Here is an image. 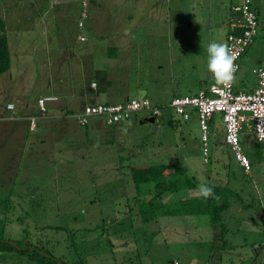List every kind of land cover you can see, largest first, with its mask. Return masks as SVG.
<instances>
[{"label": "rangeland", "instance_id": "obj_1", "mask_svg": "<svg viewBox=\"0 0 264 264\" xmlns=\"http://www.w3.org/2000/svg\"><path fill=\"white\" fill-rule=\"evenodd\" d=\"M25 1L0 0V13L5 10L8 13L6 23H11L13 17L20 19L22 12H29L20 9L21 3ZM233 1L232 6L240 0ZM42 2L48 5L51 1ZM258 2L259 26L243 54L248 65H255L254 68L260 65V60H264V0ZM57 5L58 14L64 13V0H57ZM181 6V25L178 31L175 30V35L181 36V42L178 47H173L176 60L172 66L177 82L188 84L187 89L179 93L183 96L193 95L200 88V81L195 77L202 69L197 72L195 67L200 69L198 64L205 61L207 45L213 40L225 42L228 27L224 16L228 11L225 6L218 10L216 5L207 6L206 3H199L194 10L190 3ZM206 10L209 11V17L205 22L213 25L211 30L205 32L204 25H194L192 22L187 27V22L192 21V18L202 19ZM85 11L86 24L90 23L96 29L100 14L90 7ZM114 16L118 23L120 14ZM55 21L58 24L57 30L53 31L55 41L49 44L52 50L45 53L33 45V40L27 36V27L22 26L20 20L16 22L17 25L4 27L13 63L9 72L0 75V240L15 242L20 249H24L26 242H29L48 253L57 263L62 261L66 264H166L174 260L178 264H261L264 250L256 257L250 248L232 249L219 244L215 236L216 229L210 225L206 215L184 218L176 214L141 221L139 205L150 196L153 188H150V183L141 184L140 193L136 196L135 192H139V189H135V184L131 183L128 171L134 165L174 162L193 181H202L208 172L211 179L222 178L226 182L223 187L236 196L237 204L253 202L256 210V207L260 208V202L264 204L263 150L260 156H255L249 174H245L234 163L229 167L219 165L213 156L210 162L203 164L199 129H185V124L176 114L171 116L173 125L161 123L160 120L139 123L131 117L122 124L124 136L120 144L109 136L105 138L112 139L113 143L103 142L102 138L107 132L92 131L88 127L87 142L84 137L86 128L79 129L75 118L71 116L79 109L77 94L73 99L72 95L67 96V104L63 108L73 112L67 118L77 124L70 123V137L74 135L71 142L77 145L79 133L84 131L80 144H85L81 148L85 156L76 155V165L66 164V147L60 145L59 148L53 140L41 135L50 130L49 123L53 120L63 118L65 124V116L52 118L48 115L61 114L65 110L50 109L46 114L39 113V127L35 132H28L23 126L13 131L12 122L20 125L22 122L19 121L36 116L30 114L38 112L37 100L49 84L57 89L64 84L60 82L61 72L65 69V64H62L65 63V60L62 61L65 58L64 17ZM123 31L122 27L119 32ZM69 33H72V29ZM71 38L69 36L67 45L80 49L83 43ZM41 52L43 56L40 57ZM76 63L74 60L72 65ZM241 66L236 77L245 75L242 72L244 66ZM254 68H250L249 72L253 73ZM165 71L159 69L158 74ZM166 76L163 79L167 81ZM113 78H121L113 82L121 84L120 92L116 88L114 95L122 97L124 76ZM69 83L67 79L65 86H74ZM9 103L14 105V111H6L5 106ZM178 119L181 122H176ZM69 139L67 136L66 141ZM23 143L26 145L23 158L18 162L19 154L16 153L10 160L9 156L17 152ZM211 155L218 156L217 153ZM33 160L36 162L32 163ZM16 163L18 165L13 175L12 168ZM216 169L218 174L213 173ZM239 186L241 190L237 191ZM223 197L231 200V194L226 190ZM160 207L159 201L153 204L154 214L161 213ZM145 208L150 212V205L146 203ZM261 225L264 228V218L257 223L258 227ZM218 229L217 236L221 237V241L229 239L222 219ZM0 264L36 263L20 253L0 251Z\"/></svg>", "mask_w": 264, "mask_h": 264}, {"label": "crops", "instance_id": "obj_2", "mask_svg": "<svg viewBox=\"0 0 264 264\" xmlns=\"http://www.w3.org/2000/svg\"><path fill=\"white\" fill-rule=\"evenodd\" d=\"M50 1L48 5H45V2H42V0H27L22 2L20 9H25L29 12H22L21 15H19L20 19L13 17V22L11 21V23H6L8 20V13L6 10L0 13V17L4 21L5 27L13 24L17 25L16 22L20 20L21 25L27 27L29 33L27 36L33 40V45H37L38 50L44 51V53L52 50L49 48V44L55 41L53 31L57 30L58 25L55 20L64 17L65 58H62V61L65 60V63L62 64H65V69L61 72L60 77V82H64V84L58 86V89L51 87V84H49L48 89L46 88L44 93L39 95V97L53 96L57 97V99L63 98L66 99L67 104V96L72 95L73 99V96L77 94L76 96L80 101V105H78L79 111L86 104L121 103L132 97H146L153 104L162 105L167 103L172 96L180 95V92L187 89L188 84L177 82V76L172 64L176 60V51H173V47H178V44L181 42V36L175 35V30L178 31L181 25V5L190 3L193 10L199 3H206L207 6L216 5L218 10L225 6L228 13L224 17L228 27L233 16L231 7L234 2L233 0H64V13H60L59 15L57 12V0ZM256 5L260 13L258 0H256ZM88 7H90L91 10H97L98 14H100L96 29L94 26H90V23L89 25L86 24L87 14L83 20V24L81 26L79 25L81 14L83 10ZM116 13L120 14V21L118 23L114 20V14ZM105 17H107L108 20H106ZM208 17L209 11L206 10L201 16L202 19L192 18V21L189 23L187 22V27L191 26L192 22L194 25H204L205 32L207 29L211 30L213 25L209 22H205ZM122 27L124 29L123 33L119 32ZM70 29H72L71 34L69 33ZM93 29L95 30L92 31ZM122 35L123 37H121ZM69 36H72L71 40H77V42L83 43L80 49L76 50L70 47V44L67 45V41L70 40ZM79 36H83L84 39H80ZM42 52L40 57L43 56ZM72 60H76L78 63L72 65ZM262 61L264 60H260L259 62ZM259 62L257 64H259ZM248 64L249 62L244 59L243 55L239 60V70L242 67L241 65H243L244 68L242 72H244L245 75L243 77H236L234 82L236 91H252L257 85L258 78L256 69L259 65H256L257 67L254 68L255 65L249 66ZM198 65H200L201 68L198 69L195 67V70L198 72L202 69V71L196 73L197 77L195 78L200 81V88H198L195 93L213 82L210 74L207 72V56L205 61ZM250 68H254L253 73L249 72ZM159 69H166V71L159 75ZM164 75H167V81L163 79ZM119 76H124L125 81V89L122 91V97H116L114 95L116 88H119L117 90L120 92L119 90L122 87L121 84L114 83L117 82L116 79L120 81L121 78L113 77ZM67 79L70 82L69 84L72 83L74 86H65ZM161 93L164 94L161 95ZM48 115L52 118L65 116L63 113ZM192 115L188 121H182L185 124V129H189L190 131L193 127L199 129L196 117L194 114ZM143 116L147 115L143 112H138L132 117L137 119L139 123H145L141 121ZM171 116V114H164L160 122L173 125L174 123L171 121ZM49 121L51 120H48V122ZM62 121H64L63 118L51 121L49 123L51 126L50 130L44 131L45 133L43 132L41 135L46 136L49 140H53L59 148L60 145H62L63 148L66 147V164L76 165L78 163L77 156H85V154H83L84 150H81V148L85 147V144H80V139L84 135V131H80V137L76 140L78 142L76 145L71 142V138L74 137V135L70 137L69 131L71 130V124H77L67 117H65V124ZM178 121L180 120H176V122ZM209 122L212 128V139L207 162H210L213 156L219 165L229 167L234 163L241 169L239 163L234 159L232 153L223 142V122L220 119V114L215 113ZM77 127L86 128V135H84L86 140L88 127H91L92 131L98 130L107 132L106 136L102 138L105 143L109 141L113 143V140L115 142L117 141L118 144H120V141L123 142L124 126H122V124L115 127H108L100 120L92 118L86 126L77 125ZM67 136L70 138L68 142L66 141ZM107 136L111 137L113 140L105 138ZM241 139L244 151L248 155L251 165L253 166L256 156V142L253 136L247 132H243ZM199 144L201 149V143ZM76 153H81L82 155ZM213 153H217L218 156L211 155ZM206 163L203 162V164ZM117 170L119 171V168H117ZM217 170L218 169L213 173L218 174L216 173ZM128 172L130 173V170ZM221 179L222 178L211 179L207 172V175L205 174V178L202 181H195V188L186 191L182 189L174 193H167L165 195V201L169 203L199 195L195 189L200 183H207L208 185L213 183L223 187V183L226 182ZM224 190L231 194V200H226L224 197L222 198L223 202H226V204L221 212V219L224 222L226 235L229 239L222 238L224 240L221 241V237L217 236L218 230L215 233L217 242L221 245L225 244L232 249L250 248L252 253L257 257L260 251L264 250V228H262V225L261 227L257 226L259 219L262 220L264 218V204L260 202V208L256 207V210H254L253 202L237 204L236 196L233 195L229 189H225L224 187L223 194ZM236 190H241L240 186L237 187ZM135 195L137 196L138 194L135 192ZM189 216L197 215H183L182 217L185 218ZM233 235H237L238 237H233ZM232 253L233 252H230V254ZM263 259L264 254L261 258V263Z\"/></svg>", "mask_w": 264, "mask_h": 264}, {"label": "built area", "instance_id": "obj_3", "mask_svg": "<svg viewBox=\"0 0 264 264\" xmlns=\"http://www.w3.org/2000/svg\"><path fill=\"white\" fill-rule=\"evenodd\" d=\"M232 13L225 43L236 55L235 63L239 70V60L246 52L258 29L259 13L254 0L238 1L232 6ZM85 17L86 11L83 10L79 22L80 26ZM79 38L84 39L83 36H79ZM262 71H264V61L256 69L258 78L256 87L248 92L236 91L234 83L228 87H223L215 86L212 82L193 95L172 96L167 103L162 105L153 104L146 97H132L121 103L86 104L80 111L71 116L81 126L87 125L92 118H96L105 126L115 127L130 120L138 112L153 116L155 121L160 120L164 113L176 114L181 121H188L194 114L200 130L202 160L206 163L209 159L212 139L209 121L215 113H219L223 122V142L243 172L249 173L251 161L244 151L241 136L243 132L251 134L264 151V84L261 83L264 76L260 74ZM55 100L57 97L53 96H43L37 100V115L26 119L29 130L32 132L37 130L38 114H46V104ZM9 104L6 105V111H14V105L12 104L13 108L9 109ZM173 264H178V262L174 261Z\"/></svg>", "mask_w": 264, "mask_h": 264}, {"label": "trees", "instance_id": "obj_4", "mask_svg": "<svg viewBox=\"0 0 264 264\" xmlns=\"http://www.w3.org/2000/svg\"><path fill=\"white\" fill-rule=\"evenodd\" d=\"M5 25L3 19L0 17V75L9 72L12 67V58L10 57L8 42L6 38L5 32ZM48 103L47 110L53 109ZM55 110V109H53ZM65 110V109H62ZM79 111V110H78ZM65 114V117L70 116L73 112L70 110L62 111ZM77 112V111H76ZM74 112V113H76ZM30 115H37V113H31ZM162 119V118H161ZM160 119V120H161ZM14 121V120H13ZM18 122V121H17ZM22 122L20 125L17 123H13V131L16 132L20 126H23V129L30 132L28 128L27 121H19ZM79 125V124H78ZM36 129L39 127V124H36ZM81 126V125H79ZM86 126V125H84ZM32 132V131H31ZM18 133V132H17ZM24 142V136H23ZM256 142V141H255ZM255 155L260 156V152L262 151L260 145L256 142L255 143ZM26 145L23 143L19 150L13 153L10 157V160L14 158L18 153V162L20 161L22 156L25 154ZM13 161L10 162V164ZM36 160H33L32 163H35ZM16 163L15 166L12 168L13 175L16 172ZM1 169V168H0ZM131 180L133 184H135V188L139 189L140 193V185L141 184H148L150 183V188L152 189L150 192V196L148 198H144L142 200L141 205L138 208V214L141 217V221L147 222L151 219L158 217L159 215H206L211 222L212 227L218 231V225L221 221V212L224 209L226 202H223V187L221 185L216 184H209V186L213 187V191L216 198H208L204 199L200 195L195 197H187L185 199H179L177 201H172L167 203L165 201V195L167 193H174L178 190H191L195 188V181L188 178L184 173L183 170L178 167L175 163H157V164H150V165H134L130 168ZM139 195V194H138ZM139 199V198H138ZM159 201L161 205V213L154 214L153 204ZM140 203V202H138ZM150 205V212L147 208H145V204ZM0 251H6L7 253L16 252L22 255H25L31 262H35L36 264H66L62 261H58L53 257H50L48 253L44 252L38 247L33 246L31 243L26 242L24 245V249H20L19 245L15 242L0 240ZM67 264H69L67 262ZM166 264H173L172 262H168ZM261 264H264V260Z\"/></svg>", "mask_w": 264, "mask_h": 264}, {"label": "clouds", "instance_id": "obj_5", "mask_svg": "<svg viewBox=\"0 0 264 264\" xmlns=\"http://www.w3.org/2000/svg\"><path fill=\"white\" fill-rule=\"evenodd\" d=\"M205 51L207 53V72L210 74L214 85L223 87L232 85L236 79L238 65L235 63L237 57L229 45L225 42L213 40L207 45ZM260 74L264 76V71ZM261 83L264 84V80ZM8 107L11 109L13 105L9 104ZM195 191L204 199H219V197L215 196L213 187L207 183L198 184Z\"/></svg>", "mask_w": 264, "mask_h": 264}, {"label": "water", "instance_id": "obj_6", "mask_svg": "<svg viewBox=\"0 0 264 264\" xmlns=\"http://www.w3.org/2000/svg\"><path fill=\"white\" fill-rule=\"evenodd\" d=\"M50 105L55 110L63 109V108H65V105H66V99L58 98L57 100H55L54 102H52ZM141 121H143V122H154L155 121V118L153 116H143L141 118Z\"/></svg>", "mask_w": 264, "mask_h": 264}]
</instances>
